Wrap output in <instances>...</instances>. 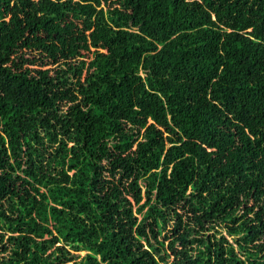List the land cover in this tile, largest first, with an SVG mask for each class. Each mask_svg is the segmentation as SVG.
Wrapping results in <instances>:
<instances>
[{"label": "trees", "instance_id": "obj_1", "mask_svg": "<svg viewBox=\"0 0 264 264\" xmlns=\"http://www.w3.org/2000/svg\"><path fill=\"white\" fill-rule=\"evenodd\" d=\"M0 224V264H264V0H0Z\"/></svg>", "mask_w": 264, "mask_h": 264}, {"label": "rangeland", "instance_id": "obj_2", "mask_svg": "<svg viewBox=\"0 0 264 264\" xmlns=\"http://www.w3.org/2000/svg\"><path fill=\"white\" fill-rule=\"evenodd\" d=\"M69 81H74V78H72V79H70ZM68 145H70V143H68ZM53 146H56V144H54ZM56 168L58 169L59 168V165L57 164L56 165ZM70 173V172H69ZM0 226H1V224H0ZM4 230V229H3ZM219 230H220V232L219 233H222V234H224V229L223 228H219ZM5 231V230H4ZM0 232H1V230H0ZM3 232V231H2ZM5 233V236L2 238V241H0V245L2 244V243H4L5 242V238H6V236H7V232H4ZM217 235H218V233H217ZM229 241H231V236H228V238H227ZM77 255H79V256H81V255H83L84 254V252H78V253H76Z\"/></svg>", "mask_w": 264, "mask_h": 264}]
</instances>
